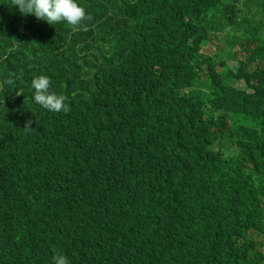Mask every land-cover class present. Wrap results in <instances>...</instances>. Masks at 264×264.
Returning a JSON list of instances; mask_svg holds the SVG:
<instances>
[{"label": "trees", "instance_id": "trees-1", "mask_svg": "<svg viewBox=\"0 0 264 264\" xmlns=\"http://www.w3.org/2000/svg\"><path fill=\"white\" fill-rule=\"evenodd\" d=\"M76 2L0 0V264H264V0Z\"/></svg>", "mask_w": 264, "mask_h": 264}, {"label": "clouds", "instance_id": "clouds-1", "mask_svg": "<svg viewBox=\"0 0 264 264\" xmlns=\"http://www.w3.org/2000/svg\"><path fill=\"white\" fill-rule=\"evenodd\" d=\"M15 6L19 7L22 14H34L37 19H43L52 25L66 22L73 31H88L89 26L84 22L92 20V16L87 14L76 0H11L9 7ZM5 82L12 85L14 80L10 77ZM50 85V78L46 75H40L31 81L35 103L50 112H69L71 108L65 103L66 97L50 91ZM16 94L21 95L22 93L17 92ZM32 123L31 119L25 123V131L33 129ZM37 124H39V119ZM52 264H69V260L65 255L57 253L52 257Z\"/></svg>", "mask_w": 264, "mask_h": 264}, {"label": "rangeland", "instance_id": "rangeland-1", "mask_svg": "<svg viewBox=\"0 0 264 264\" xmlns=\"http://www.w3.org/2000/svg\"><path fill=\"white\" fill-rule=\"evenodd\" d=\"M229 33H231V32H227V35H230ZM214 44H218V43H221L219 40H215V39H213V41H212ZM207 45H208V43L206 44V47H207ZM221 45V47L220 48H222V47H224V45L221 43L220 44ZM207 51V50H206ZM229 62H230V64H232L234 67H238V62L234 59V55H232V56H230V57H228V59H227ZM236 82L234 81V80H231L230 82H229V84L230 85H233V84H235Z\"/></svg>", "mask_w": 264, "mask_h": 264}]
</instances>
